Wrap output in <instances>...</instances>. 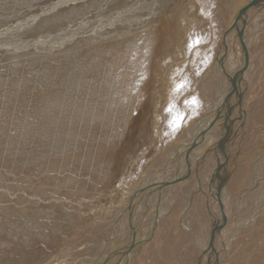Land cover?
Here are the masks:
<instances>
[{
	"label": "rangeland",
	"instance_id": "rangeland-1",
	"mask_svg": "<svg viewBox=\"0 0 264 264\" xmlns=\"http://www.w3.org/2000/svg\"><path fill=\"white\" fill-rule=\"evenodd\" d=\"M57 1L0 0V31L42 15ZM109 1L114 9L138 0L70 4L41 17L17 38L55 35L71 22L92 21ZM143 1L157 2L160 8L157 22L153 19L149 26L154 30L151 48L144 53L134 45L147 33L121 40L83 39L61 49L0 50V264H104L114 249H125L130 240L125 213L129 196L150 176L160 175L162 166L183 164L179 154L173 157L175 150L183 149L194 125L224 97L222 45L238 11L253 0ZM258 10L248 29L249 24L254 30L264 25V9ZM242 35L241 27L236 37ZM255 35L246 62L247 116L241 118L240 134L230 150L224 149L229 152L224 159L221 151L208 159L210 175L191 173L175 188L169 186L174 194L163 186L156 209L146 212L143 201L138 205L142 240L126 264H208L203 251L215 243L221 223L235 214L237 204L245 215L254 202L246 188L253 177L250 165L264 148V29ZM136 58L142 71H132ZM229 69L237 70L234 63ZM220 142L226 146L225 137ZM222 162L224 190L219 195ZM157 213L161 215L153 225ZM262 214L264 208L247 230L228 226L234 232L224 264H264Z\"/></svg>",
	"mask_w": 264,
	"mask_h": 264
},
{
	"label": "bare ground",
	"instance_id": "bare-ground-1",
	"mask_svg": "<svg viewBox=\"0 0 264 264\" xmlns=\"http://www.w3.org/2000/svg\"><path fill=\"white\" fill-rule=\"evenodd\" d=\"M80 1H84V0H60V1H57L56 3H53V6L51 5L50 7L46 8V10L42 13V15H35V16L29 17L27 19L22 20L19 23L13 24V25L7 27L6 29H3L2 31H0V50H3L4 47H6L8 49V51H25V50L31 51V49L41 51V50H43L45 48H49V47H51V49H56V48L61 49V48H64L66 45L73 44V43H75L77 41H81L83 39H86L87 42L92 41V40L94 42L95 41H107V40H111V39H113V40L120 39L121 40L122 38L126 39V37H129V36L135 37V36H138L140 34L143 35L146 33H147L146 35L141 36L142 40H140V39L135 40L137 42H136V45H134V46L137 47L138 49H140L143 53L145 50H148L149 48H151L150 45H151V42L153 41V39H152L153 36L151 37V34L153 33L154 30L152 27H149V26L153 23L151 21L153 19L155 20L156 16H158L160 14L159 13L160 8H158L159 5H157V2L153 1L154 3L148 4L147 2H145L143 0H138L137 4L132 3V5H130L128 7L127 6L126 7L125 6L124 7H116L114 9H113V7H112V9H110V5L112 2L109 1V3L106 2L102 7H100L98 9V11H96V14L94 16L95 19H93L92 21H86L87 19L84 18V19L80 20L79 22H71L69 27L60 29V31L55 35L38 36L35 39H27L26 41H23L24 39L21 41L20 39L17 38L18 33H21V32L26 31V30L29 31V29L34 28L35 25L40 21L41 17L48 15V14H51V13H55L59 9H61L63 7H67L70 4H77ZM256 1H258L259 4H261L260 3L261 0H256ZM127 3H128V1H127ZM113 4L114 3H112V5ZM247 7L244 9H240L238 11V13L236 14L237 17L233 20V22L235 24V29L232 30L231 33L229 32L228 35L226 34L227 36L225 35L224 45H222L223 47L221 49L222 51H221V54L219 57L220 61H221V69H223V71H222L223 79H221L223 81H222L221 85L222 86L225 85L226 90L220 89V91H222L223 94H225L224 97L221 98L220 101H217V103H215V105L212 104L211 105L212 110L211 111L209 110V113H208L209 115L206 116L204 114L205 118L203 117L204 119L201 122H199V124L194 125V127L191 129L190 133L186 136V138H184L186 141L183 144V149H181V150L179 149V151L175 150L173 157L175 155L179 154V156H181L183 158V164H181L180 166L178 164L176 167L171 166V168L170 167L168 168V165L170 166V164L165 165V163H164L165 166H162V168H161L162 173H160V175L150 176V179L146 180V182L143 184V186L139 187V189L136 192L132 191L133 193L129 196L128 201H127V206L125 207V213H127L128 217H129L128 218L129 219L128 220L129 228H128V232H127V234H128L127 236L130 237L129 243L127 242L128 245L125 247V249H122L124 247L120 248L121 246L118 248V250H116L117 248L114 249V252L112 253V255H110L111 257L108 256V258H107L106 262H104V264H121V263L124 264L125 261L127 262L129 259H131L133 251L135 250V249L133 250V248L135 246L136 247L139 246V242L142 239L139 237V233H140L139 230L141 228V226L139 224L140 223L139 217L141 215L138 216V214H139L138 208L141 205L142 201H143L142 204L144 203L143 209L145 211L146 210L148 211V209H152V208L156 209V206L157 207H158V205L160 206L159 203L161 202V200H163L161 193L163 191H165L164 187L168 186L167 189H169V190H170L169 186H171V189L175 188V185L178 183L179 180H180L179 182H181V179L183 180L184 178H188L187 176H189L191 173L195 174L196 172H198V170H199L202 177H203V174H205V176L210 175V171L212 169L210 171L208 170V167H207L208 159L209 158L212 159L215 155V152H217V154H218L220 151H221L220 158L224 159V155L226 153H229L227 150L230 148V142H232L234 139H237V135L240 134L238 131L240 129V126L242 127V125H241L242 119L241 118L243 115H245L244 95H245V91H246L247 86H249L248 85L249 81H248V77H247V71L249 70V68L246 67V62L248 59L247 57H248L250 48L252 47V44H253V37L254 36L256 37L255 34L258 33L259 31L261 32L264 29V25L263 26L261 25L262 27L255 29V30H254V28H252L253 30L251 29L252 24L251 25L249 24L250 30L248 29V26H247L249 19H251L252 17L254 20L257 21V18L259 17L260 14H255V13L258 9L259 10L264 9V6H259V7L256 6V7H250V8H247ZM259 10H258V12H259ZM261 11L262 10H260V12ZM52 16H54V15H52ZM148 21H150V22H148ZM155 21L157 22V20H155ZM250 22H251V20H250ZM262 22L264 23V21H262ZM147 27H149V28H147ZM241 27H242V30L244 32V35L240 36L242 39L240 37H236L238 34V31ZM244 27H245V29H244ZM143 29H146V31H141ZM254 31L256 32L255 34L253 33ZM23 36H24V34H23ZM236 38L241 39V42H242L241 45L239 44L240 42L238 43ZM256 41H257V38H256ZM144 42H146L148 45H144L145 44ZM140 43H142V44H140ZM244 44H246V48L243 50L242 48H243ZM131 46H133V45H131ZM141 51H140V53H141ZM123 54L126 55V53H123ZM125 55H123V56H125ZM146 55H148V54H146ZM231 55H234V58H232ZM120 56H122V55L120 54ZM122 59L120 57L121 61H122ZM120 60H119V62H120ZM129 60L130 59H128V62H129ZM126 61H127V59H126ZM139 61L141 62V60H138V58L135 59V61H134L135 65H133L132 71H134V70H135L134 72H136V70L142 71V70H139V68H138V67H140V65H142V64H139V66H138L137 63H139ZM128 62H127V64H128ZM233 63L236 66L237 70L232 72V70L229 69V64L231 65ZM250 68H251V65H250ZM127 70H128V68H127ZM227 70H229V71L227 72ZM241 70L243 72H241ZM218 71H219V69H218ZM143 72L145 73V71H143ZM237 72H239L238 75L234 76V74H236ZM141 75H143V74H141ZM143 76H145V75H143ZM132 77H134V76H132ZM135 79H137V77ZM121 93H122V91H121ZM229 94L232 95V97L230 99H229ZM130 95H131L130 92H128L127 94L125 93V95H124V92L122 94V96H126L127 99L131 97ZM228 99H229V101H228L229 105L222 109L221 107H222L223 103L226 102ZM123 104H125V102H123ZM125 111H126V108H125ZM245 116H247V115H245ZM228 122H229V125L231 126V128H230V126H229V128H227ZM211 125H212V128L208 132L204 133V131L207 130L208 128H210ZM219 132H220L221 136L219 137L218 140H214V138L213 139L211 138L212 136L216 135ZM223 137H225V139H226V142H225L226 146H223L222 142H220L221 140H223ZM211 140H213V141H211ZM231 147H233V146H231ZM226 148H227V150L225 151L224 149H226ZM211 149H216V150L211 151L208 155L207 153ZM198 154L200 156H198ZM203 159L204 160L206 159V160L204 161ZM186 160H187V164H186ZM217 160H218V158H217ZM168 162H170V160H168ZM168 162H166V163H168ZM217 163H219V160ZM184 164H186L187 166ZM222 164H223V162L221 163V166H222ZM216 165H219V164H216ZM251 165H253V166L251 167ZM251 165H250L249 172L250 173H251V171L253 172V174H250V175H253V177L250 176L251 181L249 182V184H247L246 190L248 192L251 191L253 193V194L249 193V194H247V196L249 198L253 197L254 202L252 201L251 207H249L250 209L248 210V212L245 213V215H243L244 213H242L241 211H238V210H240V207H239L240 205L239 206H238V204H237V206L235 205L236 206V209L234 207L235 214H233L234 212L232 214H233V216L234 215H236V216L231 218L232 214L230 216L227 215L228 217L223 221V223H221V226L219 229L220 233H219L218 237L216 239H214L215 240V243L213 242L214 245L212 243L210 250H209V248H206L203 251L204 258H206L205 261L208 264H209L208 258L210 256L213 259V261L211 259V261H212L211 264H221L222 262H223V264L225 263V261H226V256H225L226 248H227V245L232 240V238H230V234H233V232H234V229H231L228 226H230L232 224H236V227H234L236 230H238V229L239 230L242 229L243 231L247 230L249 227V224H251V221H253L252 219L255 217L257 220L258 216H259L257 214L264 208L263 207L264 206V187L262 189V184L264 185V148H262V154L260 155L259 159L256 160V162L253 161L251 163ZM219 168H220V170L217 173L218 174L217 177H219V179L218 178L217 179L219 181L218 186H219L220 190L218 189L217 191H218L219 195L220 194L223 195L222 194L223 190H224V187L222 186V184H223L222 179L224 178L223 177V171H222L223 166L219 167ZM219 168H217V169H219ZM191 179H192V177H191ZM201 179H203V178H201ZM201 179H199V180H201ZM155 182H159V185H157L156 187H151V188L148 187V186H151ZM171 182L173 185L171 184ZM201 182H202V180H201ZM160 183H162V185H160ZM257 187H258V191H256V193H255L254 190ZM260 187H261V189H260ZM247 191H246V193H247ZM170 193L174 194L171 190H170ZM133 194H134V196H133ZM155 194H157L155 197L151 196V195H155ZM145 195H146V197L144 198ZM162 195H164V194H162ZM199 196H200V194H199ZM206 196H208V195H206ZM243 196L240 199H242ZM192 197H193V194H192ZM216 197H218V196H216ZM215 199L216 198L214 197V200ZM217 202H218V200H217ZM154 203L156 205L153 206ZM150 204H152V207L150 206ZM212 204L213 203H211L210 205H212ZM208 205H209V203H208ZM212 209H213V207H212ZM146 212H144V213H146ZM160 215H161V213H157L153 217L154 218L152 220L153 225L155 224V219L158 217L160 218ZM263 215L264 214L260 215V217ZM248 217L250 218V220L249 219L247 220ZM230 218H231V220H230ZM227 220H230V221H227ZM220 222H221V219H220ZM238 223H241V225ZM143 226H144V224H143ZM152 229L153 228H151L150 230H152ZM224 229H230V231L228 232L227 230L225 231ZM239 232H236V233L239 234ZM190 234H191V232H190ZM204 247H205V245H203V248ZM212 248H213L214 254H213V252L211 253ZM206 253H209L208 258L206 256ZM53 264H63V263L59 262V263H53ZM68 264H69V262H68ZM94 264H96V263H94Z\"/></svg>",
	"mask_w": 264,
	"mask_h": 264
},
{
	"label": "water",
	"instance_id": "water-1",
	"mask_svg": "<svg viewBox=\"0 0 264 264\" xmlns=\"http://www.w3.org/2000/svg\"><path fill=\"white\" fill-rule=\"evenodd\" d=\"M260 3L261 4H259V2L258 1H256V0H254V1H252L249 5H248V7L247 8H250V7H259V6H264V0H261L260 1ZM235 29V24H234V22H233V24H232V26H231V28L229 29V31H228V33H227V35L229 34V32L231 33V31L232 30H234ZM226 35V36H227ZM246 48V44H244L243 45V50ZM240 72V71H239ZM239 72H237L236 74H234V76H236V75H238V73ZM241 72H243L242 70H241ZM232 97V95L231 94H229V99ZM229 99L226 101V102H224L223 103V105H222V109L224 108V107H226V106H228V101H229ZM212 128V125L210 126V128H208L207 130H205L204 131V133H206V132H208L210 129ZM203 133V134H204ZM170 184V183H169ZM171 184H172V182H171ZM157 185H159V182H155V183H153L151 186H148L149 188H151V187H156ZM160 185H162V183H160ZM168 185V184H167ZM133 196H134V194H133Z\"/></svg>",
	"mask_w": 264,
	"mask_h": 264
}]
</instances>
